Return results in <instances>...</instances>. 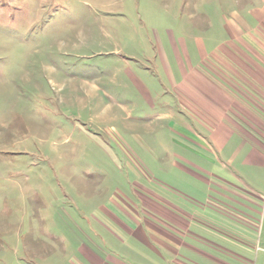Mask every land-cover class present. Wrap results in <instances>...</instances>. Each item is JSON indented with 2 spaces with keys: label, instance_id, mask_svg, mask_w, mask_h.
Returning <instances> with one entry per match:
<instances>
[{
  "label": "rangeland",
  "instance_id": "obj_1",
  "mask_svg": "<svg viewBox=\"0 0 264 264\" xmlns=\"http://www.w3.org/2000/svg\"><path fill=\"white\" fill-rule=\"evenodd\" d=\"M262 39L264 0H0V264H84L90 215L116 193L203 205L170 165L174 81L223 54L254 61ZM251 211L255 237L204 222L239 257L221 264H264Z\"/></svg>",
  "mask_w": 264,
  "mask_h": 264
},
{
  "label": "crops",
  "instance_id": "obj_2",
  "mask_svg": "<svg viewBox=\"0 0 264 264\" xmlns=\"http://www.w3.org/2000/svg\"><path fill=\"white\" fill-rule=\"evenodd\" d=\"M255 55L254 61H245L223 54L217 70L213 65V71L201 70L197 78L183 71L174 81L181 113L169 114L179 128L170 132L175 137L170 141V165L202 186L204 204L193 207L199 201L191 197L173 201L156 189L152 193L157 201L138 192L131 202L116 193L90 215L102 232L93 231L100 239L81 241L84 264H221V259L239 258L220 245L228 242L227 236L204 224L221 220L225 225L216 228L227 229L228 224L254 236L259 219L252 216V206L264 211V191L258 184L260 178L264 181L263 39L256 44ZM180 129L192 139L182 136ZM238 236L242 239V233ZM220 252L230 257L218 258Z\"/></svg>",
  "mask_w": 264,
  "mask_h": 264
}]
</instances>
